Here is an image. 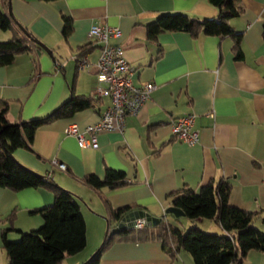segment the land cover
<instances>
[{"label": "crops", "instance_id": "crops-1", "mask_svg": "<svg viewBox=\"0 0 264 264\" xmlns=\"http://www.w3.org/2000/svg\"><path fill=\"white\" fill-rule=\"evenodd\" d=\"M240 2L243 12L230 21L242 34L243 56L238 59L231 38H193L184 31L160 33L154 43L146 38L145 25L160 13L216 18L218 7L208 0H12L16 19L50 47L53 58L34 50L18 54L11 65H0V102H9L11 122L30 121L53 112L68 101L73 85L77 94L92 95L97 85L99 48L87 55L89 67L78 69L76 57L79 45L91 42L88 31L93 25L118 27L122 36L111 42L123 45L127 64L136 68L134 83L152 81L157 85L137 113L125 115L120 132H98L96 149L78 146L76 136L66 130L76 125L81 132L99 121L108 98L94 108L37 129L33 151H15L18 161L30 170L52 176L78 197L87 223L86 247L66 256L64 264L84 263L99 248L90 240H95L94 234L102 237L107 209L100 195L80 181L88 174L103 178L105 167L125 171L130 183L139 181L104 192L114 208L137 204L142 207L137 210L161 218L173 206L178 191L185 187L197 191L211 180L225 179L231 183V205L261 212V219L253 224L264 232V0ZM61 16L70 17L74 23L66 42ZM11 37L8 30H0V41ZM186 113L196 116L193 127L200 135L195 145L173 141L171 124ZM55 161L66 163L67 171L58 170ZM53 202V194L43 188L15 192L0 186V264L7 263L2 230L11 228L5 231L9 241L37 230L42 218L31 212ZM15 206L17 217L10 226L4 218ZM165 217L172 227L186 231L181 216H172L171 222L168 214ZM211 222L203 229L222 233ZM192 223L190 220L188 228ZM176 255L171 258L157 240L117 241L102 253L101 263L194 264L189 252L180 250ZM244 264H264V252L250 250Z\"/></svg>", "mask_w": 264, "mask_h": 264}, {"label": "trees", "instance_id": "trees-1", "mask_svg": "<svg viewBox=\"0 0 264 264\" xmlns=\"http://www.w3.org/2000/svg\"><path fill=\"white\" fill-rule=\"evenodd\" d=\"M52 2L55 0H45ZM218 7V16L192 17L184 12H165L159 14L153 22L145 25L149 42H157L160 33L184 31L190 37L209 35L224 39H233L232 47L235 56H243L242 34L230 25L233 18H239L244 6L240 0H208ZM12 0H0V30H8L11 38L0 41V65L7 66L14 63L18 54L40 51L37 46L39 40L20 23L13 11H8ZM64 22L62 34L65 42L70 39L74 23L70 17L61 16ZM99 48L94 41L79 45L78 56L92 54ZM75 85L71 87L69 99L44 117H35L32 120L13 123L9 120L8 101L0 102V186L5 189L20 192L27 188H43L53 194L54 202L47 207L37 208L32 214H40L42 225L37 230H29L21 234V238L9 241L2 230L3 249L6 264H64L65 257L75 255L85 249L87 240V223L79 205L78 197L54 181L50 175L40 176L29 169V166L18 161L15 151L21 148L33 151L32 143L35 131L51 121L59 118H69L74 113L87 108H94L102 99L92 95L76 93ZM105 176L99 178L88 174L81 179L86 185L103 200L107 209L104 218L108 222L107 232L100 248L93 252L85 263L102 264L101 255L112 247L114 242L150 241L157 240L163 244L165 252L171 258L182 250L192 254L194 264H244L250 250L264 252V232L260 231L254 222L261 219L259 211H245L241 207H234L229 202L231 183L228 180H211L207 185H201L197 191L185 187L178 191V196L171 205L181 209L184 217L193 223L187 231L172 227L165 216L161 222L151 223L147 227L112 232L111 228L121 223L124 217L133 213L139 205H125L122 208L110 206L104 192L121 190L127 186L135 185L127 180L126 172L113 168H104ZM11 214L4 219L13 226L17 217L16 206ZM169 216V215H168ZM172 217V215H170ZM200 218L213 220L222 233L207 232L196 226ZM263 221H264V217Z\"/></svg>", "mask_w": 264, "mask_h": 264}, {"label": "built area", "instance_id": "built-area-1", "mask_svg": "<svg viewBox=\"0 0 264 264\" xmlns=\"http://www.w3.org/2000/svg\"><path fill=\"white\" fill-rule=\"evenodd\" d=\"M122 36V31L116 27L103 24L93 25L88 31L90 41L99 45L98 60L96 62L97 85L92 90V96L110 99L106 110L101 114L99 121L93 125H87L83 131H78L76 125L66 130V133L73 134L77 138L78 146L96 149V139L99 131H119L125 126V115H132L139 111L144 101L150 98L153 90L157 87L152 81L142 84H135L133 75L136 68L129 66L126 57L123 55L124 47L119 43H112ZM77 68H86L91 65L87 54L76 58ZM196 116L190 113L183 114L177 118L171 129L173 130V141L186 142L195 145L198 142L200 132L194 129ZM88 136V137H87ZM55 167L61 171H67L66 163L54 162ZM126 228L137 229L149 226L152 221L145 217H138L126 221Z\"/></svg>", "mask_w": 264, "mask_h": 264}, {"label": "water", "instance_id": "water-1", "mask_svg": "<svg viewBox=\"0 0 264 264\" xmlns=\"http://www.w3.org/2000/svg\"><path fill=\"white\" fill-rule=\"evenodd\" d=\"M8 11L12 12L11 11V6L9 5V8H8ZM37 46L40 48V51H39V54H42L43 51H45L46 53H48V55L53 58V51L50 49V47H48L47 45H45L43 42H37ZM36 173V172H35ZM39 174L40 176H42V174L40 173H37ZM172 215L173 217H184V214L181 212V209L176 207V206H172V207H168L166 209V212H164V216L165 215ZM145 217L147 218L148 221H152L153 223H156L158 224L159 222H161V219L162 218H156L155 216H151V215H148V214H144V212L142 210H136L135 212L133 213H129L127 216L124 217V220H122V222L116 226V227H113L112 228V232H116V231H120V230H123L124 227L126 226V221H129V220H134L138 217Z\"/></svg>", "mask_w": 264, "mask_h": 264}, {"label": "rangeland", "instance_id": "rangeland-1", "mask_svg": "<svg viewBox=\"0 0 264 264\" xmlns=\"http://www.w3.org/2000/svg\"><path fill=\"white\" fill-rule=\"evenodd\" d=\"M99 217H100V216H99ZM168 217H169L170 222H171L172 217H170V216H168ZM100 218H101V217H100ZM102 218H103V217H102ZM181 219H182V222L184 223V226L188 228V224L190 223L189 218H187V217H186V218H185V217L182 218V217H181ZM103 220L106 221V227H107V220H105L104 218H103ZM201 221H204V222H201ZM212 223H213V222L207 220V218H200V219H199V223H198L197 225H198L199 227L201 226L202 229H203L204 224H212ZM40 226H41V225H40ZM106 227H105V229H104V231H103V235H102L101 238H100V236H96V235L94 234L93 237H94L95 240H90L91 243H93L92 245H94L95 247L99 245L98 247L100 248V246H101V244H102V242H103V239L105 238V235H106V233H105V232H106ZM201 227H200V228H201ZM112 228H113V227H112ZM112 228H111V230H112ZM187 228H185L186 231L188 230ZM203 230H205V229H203ZM206 231H207V230H206ZM207 232H208V231H207ZM96 233H99V232H96ZM211 233H212V232H211ZM92 245H91V246H92ZM99 248H98V249H99ZM96 251H97V250H96ZM91 254H92V253H91ZM87 260H88V259H87ZM87 260H86V261H87ZM86 261H85V262H86ZM85 262H84V263H85ZM81 264H82V263H81Z\"/></svg>", "mask_w": 264, "mask_h": 264}]
</instances>
